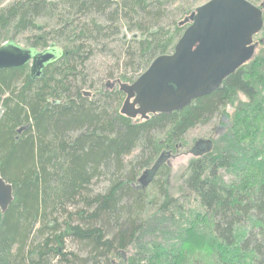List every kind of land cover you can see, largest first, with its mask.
<instances>
[{"label":"trees","instance_id":"1","mask_svg":"<svg viewBox=\"0 0 264 264\" xmlns=\"http://www.w3.org/2000/svg\"><path fill=\"white\" fill-rule=\"evenodd\" d=\"M4 1L0 35L32 34V48L60 45L62 54L34 71L0 70V178L13 187L0 210V264H230L233 250L238 264H264V147L247 129L258 108L264 118V43L213 93L136 121L120 112L119 86L106 88L112 73L94 79L89 63L123 58L135 75L116 81L133 83L173 52L187 27L176 18L200 0ZM234 100L237 124L189 162L172 195L163 160ZM229 169L236 182L223 179Z\"/></svg>","mask_w":264,"mask_h":264},{"label":"water","instance_id":"2","mask_svg":"<svg viewBox=\"0 0 264 264\" xmlns=\"http://www.w3.org/2000/svg\"><path fill=\"white\" fill-rule=\"evenodd\" d=\"M179 25L187 27L173 52L156 57L133 83H112H117L126 95L120 109L123 115L147 120L152 115L181 110L216 91L227 77L253 58L257 46L254 36L262 31L264 18L261 7L250 0H208ZM61 54L56 46L39 52L9 40L0 47V70L17 69L32 62L34 71ZM212 148L211 139H198L192 153L200 155ZM12 201V185L0 178L2 213Z\"/></svg>","mask_w":264,"mask_h":264},{"label":"rangeland","instance_id":"3","mask_svg":"<svg viewBox=\"0 0 264 264\" xmlns=\"http://www.w3.org/2000/svg\"><path fill=\"white\" fill-rule=\"evenodd\" d=\"M11 1H13V0H6L3 3H1V5H5ZM207 1L208 0H200L198 3H196L195 5L192 6L191 11H194L196 9V7H198L199 5H201ZM254 1L256 2V4H259L261 2V0H254ZM188 15H190V13H188L186 15L185 14L184 15H178L176 20L182 21ZM125 30H126L125 27H122L123 34H120V37L124 36L127 38V40H130L133 34L131 32H129L128 30L127 31H125ZM262 33H263V31H261L259 34H256L254 36V42L257 43V46H256V50H255V54H254L253 58L259 53V51L263 47L262 44L264 43V34H262ZM31 35L32 34H22L18 37H14V39H12V40H14L17 44H19L23 48H32V44L30 42L31 40H29ZM4 36H6V35H4V34L0 35V41L2 43V44H0V47L5 42L9 41L8 37H11V35H9V36H6L4 39L3 38ZM111 46H112L113 50H119L120 49L119 46L116 44H112ZM57 47L59 49H61L60 45H58ZM38 51H42V48L38 49ZM115 60L116 59L113 56L96 55L92 59V63L91 62L89 63V67H88L89 72L92 75V77L94 79H97V80H99L101 77H103L104 74H108L110 72L112 73L111 77H107V78L103 79L105 85L108 84L106 86V88H108V89H112L113 87H115V85L118 86L117 83L115 85H112V83L116 82L117 79H120V75L122 74V72L123 73H124V71L127 72L129 77L132 75L133 76L135 75L130 67L125 68L123 58H120L119 66L116 65ZM251 60H249L248 62H250ZM31 64H32V62H30V64H28V70L31 69ZM126 83H132V82H126ZM240 98L242 100H244V98L242 96H240ZM237 100H238V98H237ZM123 101L120 105V108L122 107ZM233 103H234L233 105H228L226 108V114H228L230 117H227L225 114L221 118V115H218L214 119H212L210 122L200 124V125L196 126L195 128L191 129L185 135L184 140H183L182 144L180 145V147L177 148L172 154H170V156L168 154V157L163 160L162 163H165L169 167V170H170L169 175H168V183H169L170 192L172 193V195H174V196L179 195L178 186L180 185L182 175L185 173L189 162L191 160H193L196 156H198V155H194L192 153V148L194 146V143L198 139H209V138L212 139L213 142H216L219 140V138H221L223 136V134L229 129V127L231 125L233 127V123L236 122L234 119V114L236 113L237 107L240 106L238 104V101H236V100H234ZM258 109L259 110H257V116L255 118L256 125H254V126L250 125V127L247 129L250 131L254 130L253 138H254L255 146L258 149L263 150V147H264V118L262 117V114H261L262 110H260V108H258ZM1 113H2V107L0 106V115H1ZM229 118H231V120ZM133 120L137 121V120H141V118L137 117L136 119H133ZM229 122H230V124H229ZM236 124H237V122H236ZM243 125L244 124L242 122H238V125H237L238 128H234V130H237V129L240 131L243 130L244 129ZM245 130H246V128H245ZM228 137H230V135ZM263 152L264 151L261 152L262 153L261 156L255 155L256 160H259V159L261 160V164L264 163V161L262 159V156L264 158ZM246 154L248 156L247 158L245 157L246 156L245 153L243 155L244 157L242 156L243 158H246L244 161L248 162L250 160V162H251L252 158L254 159V156H251V154L248 151H246ZM132 157H133V155L127 159L129 160ZM242 157L240 155V157H239L240 160L237 162V163H240L239 168L242 167V169L240 171L238 170L239 172H237V173H240V172L244 173V170H247V171L250 170L251 171V169H249V167H247L246 163L245 164L242 163V159H241ZM234 171L235 170H233V169H231V170L229 169L227 171L222 170L221 174L223 176V179L225 181H228V183H229V181L236 182L237 176L232 175V173ZM261 180H262V178H261ZM101 184L102 183H99V184L96 183L95 188H97L98 185H99V187H102L103 184L102 185ZM246 228L247 227H245L244 229H241V232L242 233L247 232L248 230ZM241 237L242 236L238 235L239 239ZM68 245H69V248H71V249H74V250L77 249L75 243H70V244L68 243ZM209 251H210V253H212L211 249ZM232 254L234 255V257ZM232 254H230V264H238L237 260H236V258H238V257L235 256L238 254L237 250H233ZM122 256H123V252H122ZM128 257H129V254L127 252H124L123 260L125 262L128 259ZM205 258H208V256L205 255ZM168 262H169V264H175L174 263L175 261H173V263H171V261H168ZM114 264H120V258H115Z\"/></svg>","mask_w":264,"mask_h":264},{"label":"flooded vegetation","instance_id":"4","mask_svg":"<svg viewBox=\"0 0 264 264\" xmlns=\"http://www.w3.org/2000/svg\"><path fill=\"white\" fill-rule=\"evenodd\" d=\"M253 4H255V5H257V6H259V7H261V9H262V13H263V18H264V5H263V3H264V0H261V2L259 3V4H256V2L253 0H250ZM264 27V26H263ZM210 139V138H209ZM212 140V139H211ZM213 141V140H212ZM213 145H214V142H213ZM203 154H205V153H202V154H200V155H198V156H201V155H203Z\"/></svg>","mask_w":264,"mask_h":264},{"label":"bare ground","instance_id":"5","mask_svg":"<svg viewBox=\"0 0 264 264\" xmlns=\"http://www.w3.org/2000/svg\"><path fill=\"white\" fill-rule=\"evenodd\" d=\"M47 49H48V48H47ZM47 49H46V50H47ZM37 51H38V49H37ZM44 51H45V50H44ZM39 52H43V51H39ZM53 66H55V65H53ZM124 96H125V95H124ZM209 158H210V157H209ZM217 158H218V157H217ZM230 164H231V163H230Z\"/></svg>","mask_w":264,"mask_h":264}]
</instances>
